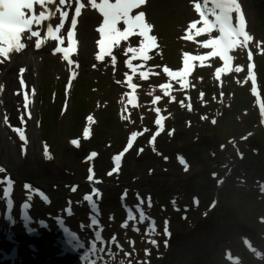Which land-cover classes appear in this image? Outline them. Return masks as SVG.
I'll list each match as a JSON object with an SVG mask.
<instances>
[{"label": "rangeland", "instance_id": "obj_1", "mask_svg": "<svg viewBox=\"0 0 264 264\" xmlns=\"http://www.w3.org/2000/svg\"><path fill=\"white\" fill-rule=\"evenodd\" d=\"M193 1L146 0L134 10L133 15L145 13L157 38V46L149 53L151 59L132 60L138 69L135 73L127 67L132 58L127 49L138 47L139 37L122 41L104 61L95 59L97 13L80 17L76 29L80 43L94 45L92 50L79 49L71 65L43 74L33 87H21L17 82L16 104L11 96L7 95L11 99L6 101L0 96V167L19 187L13 192L19 205L25 199V183L40 187L50 202L34 196L32 210L40 211L41 217L43 212L60 214L79 231L84 225L83 231L91 234L97 230L88 227L94 213L83 195L90 194V185L96 184L102 193L98 204L104 239L115 236L122 249L111 246L114 256H105L102 264H120L121 260L124 264H264V192L260 190L264 186V117L260 112L264 104V0H240L253 38L249 46L260 102L251 95L252 82L241 48L234 51V64L221 72L219 79L215 70L223 67L215 58L193 61L184 81L163 71L165 67L182 70L185 54L205 55L202 41L207 34L196 36L187 27L195 20ZM189 34L192 40L185 39ZM53 46L52 52L44 49L41 53L53 56ZM9 58L0 63V70ZM140 71L145 73L143 79ZM30 74L33 79L39 76L37 69ZM128 83L137 87L129 88ZM162 84L169 85L167 96ZM20 90L32 96L27 109ZM157 96L160 100L153 104ZM161 117L158 128L155 120ZM13 128L24 129L26 143ZM132 132L138 135L124 152ZM45 147L50 159L45 158ZM92 153L97 155L89 159ZM121 153V167L109 175L113 157ZM180 156L187 171L178 160ZM90 167L93 182L87 181ZM72 186L77 187L75 192ZM137 194L144 199L146 215L155 221L156 231L151 235H145L147 221L136 223L139 231L134 232V222L127 220L125 205L139 219L134 207L139 203ZM69 206L71 216L63 212ZM126 221L128 227L123 228ZM235 223L249 233H239Z\"/></svg>", "mask_w": 264, "mask_h": 264}, {"label": "snow or ice", "instance_id": "obj_2", "mask_svg": "<svg viewBox=\"0 0 264 264\" xmlns=\"http://www.w3.org/2000/svg\"><path fill=\"white\" fill-rule=\"evenodd\" d=\"M146 3V0H87V5H90L91 9L96 10L98 14L103 18L102 23L99 24L96 31L99 33V39L96 41L99 52L96 54L95 59L97 61H104L106 56H111L114 47H118L122 41H128L130 37H139L138 47H129L128 52L132 53V58L127 61V67L132 72H137L138 69L132 63V60L139 59L142 62H146L151 59L149 53L157 45V38L154 35H150L152 31V25L146 22L145 13L143 11L137 12L133 15L134 10L140 9L142 5ZM74 13L70 15V10L73 9ZM86 4L82 0H0V63L7 60L12 53H20L27 46V42L33 41L35 38L34 46L36 49H41L48 41H55L54 48L55 53H62L63 59L71 65L73 61L70 59V55L75 51L77 47V40L74 39V30L77 28L78 17L82 14V9H85ZM194 10L199 14V19L194 20L188 24V29L194 30L196 36L201 34H207L208 38L203 41L204 49H211L207 55H189L185 54L183 58V68L180 71H169L167 67L163 71L170 77H178L180 81H184L188 74L193 69V61H200L203 63L209 57H219L224 63V67L216 68L217 79L220 78V73L225 71L232 57L229 52L237 47L238 42L240 47L247 45L253 38L246 31V18L242 10L241 4L238 0H197L194 4ZM235 14V15H233ZM58 15V23H53ZM70 18V26H67V22ZM45 35L41 36V30L45 27ZM201 25L197 27V25ZM122 25V27H120ZM66 29V37L62 35V31ZM213 32L217 33L213 35ZM192 35L189 34L185 39L192 40ZM65 39L67 40V46L62 47ZM248 59L251 60L252 56L249 54ZM112 63L115 65V57L112 58ZM24 69H21L23 72ZM237 73L241 71L239 67L235 69ZM248 79L252 82L251 92L253 95L257 94V81L253 75V65L249 63L247 68ZM145 73L139 72L141 79L144 78ZM131 80V77L128 78ZM21 87H24V81H20ZM129 88L135 89L137 87L134 83H128ZM183 87V85H181ZM0 85V89H2ZM163 89L164 95H168L169 85L162 84L160 86ZM203 95V94H201ZM160 100L157 96L153 101L155 104ZM131 102V101H130ZM29 106V99L27 95H24V107L27 109ZM183 107V103L181 104ZM157 113L160 109L156 110ZM261 116L264 117V104L260 107ZM203 118V117H202ZM161 118L155 120L156 126H161ZM91 120V117H89ZM213 123L216 121L213 120ZM5 123H7V117H5ZM264 123V119H262ZM21 124H24L23 117H21ZM13 131L18 135L19 139L26 143V135L23 128H13ZM172 133H169L171 135ZM87 136V130L85 131ZM138 133L132 132L127 141V147L124 152H127L134 143V139ZM159 135V132L156 133ZM249 135H251L249 133ZM246 139V137H244ZM155 136L153 137V140ZM72 143L78 146L77 141ZM142 151V149H141ZM23 152V147H22ZM45 158L50 159L47 148L44 152ZM97 154L92 153L89 159L95 157ZM123 153L114 156V167L109 175L118 171L119 162L121 161ZM179 162L184 165L185 171L188 170L182 156L178 157ZM89 175L87 181L93 182L94 174L93 169H88ZM0 173L5 175L0 176V203L4 204V219L8 222H13L12 210L14 207V200L12 194L14 192L15 181L11 179L10 175L6 173L3 167H0ZM25 192V199L20 205V215L24 221V227L29 234L35 233V229L29 227L31 223V216L29 209L32 207L33 197H38L43 203H49V198L41 190L34 189L29 183L23 185ZM71 190L75 192L76 186H72ZM264 192V186L260 189ZM127 190L122 195V202L126 199ZM102 197V193L96 187L91 189L90 194H85L83 200L87 202L88 207L94 215L90 217V223L88 227H96L94 237L88 242V247L84 254L81 256L83 264H102L104 257H113L114 253L111 250V246L115 245L117 249H121V246L117 243L116 237L112 236L109 240L105 241L102 236L103 228L99 223V208L98 200ZM137 200L139 201L134 207L139 214L137 221L136 215L131 208L126 205L125 211L127 212V220L133 221L132 231L138 232L139 228L136 227V223L144 224L148 222V227L145 229V235H151L156 231L155 221L146 215L142 205L144 199L137 194ZM148 207L152 206L151 197L147 198ZM175 207V201H172ZM71 202H69V205ZM67 216H71V207L64 209ZM41 227H46L43 220L39 221ZM57 223L63 226L64 221L57 219ZM83 228L84 225H81ZM123 228L128 227L127 221L122 224ZM65 233L66 243L74 248H84L85 244L81 241L80 237L75 232L69 231L67 228H63ZM164 233H168V222L165 221ZM132 244V241H128ZM152 244H157L155 240L149 241ZM245 243H248L247 241ZM167 247V241L165 242ZM122 250V249H121ZM146 254H149L146 250ZM130 253H125V256H130ZM259 255V253H257ZM120 264H124L121 260Z\"/></svg>", "mask_w": 264, "mask_h": 264}, {"label": "bare ground", "instance_id": "obj_3", "mask_svg": "<svg viewBox=\"0 0 264 264\" xmlns=\"http://www.w3.org/2000/svg\"><path fill=\"white\" fill-rule=\"evenodd\" d=\"M82 2L86 4V7L82 9L81 17L96 16V10L91 9L90 5H87V0H82ZM238 2L240 3V0H238ZM246 21L248 31V19H246ZM53 23H58V16ZM78 25L79 24H77V26ZM45 32L46 24L41 30L42 37L45 35ZM76 38L78 40L77 35ZM81 39H83L82 34ZM27 43L28 46L20 53L10 54L9 60L2 66L0 72V85L3 87L0 89V96L3 101L13 98V102H15V104L17 103L14 89L16 83L21 81V79L27 86L30 85L33 87L43 74L46 75L50 72L65 69L66 67L62 59H58V57H60L58 54L55 53L53 56H49V54L43 55L41 53L44 49L52 51L51 43L55 44V41H48L41 49H36L33 41ZM85 43H80L78 40V47L74 53L78 49L85 51L88 48L91 50L94 48V45ZM1 59L3 58H0V60ZM17 69H20V72ZM21 69H24V71L21 72ZM32 69H37L38 71L39 76H37L36 79H33L32 74H30ZM41 69L46 71L41 72ZM7 95L11 96V98L6 97ZM31 100L32 96L29 102ZM6 111H2L1 113H6ZM25 123L24 121V124ZM14 187L16 189L19 188L15 185ZM12 198L15 203L11 213L13 217V222L11 223L4 219V204L0 203V264H11L12 260L14 261L13 264H62V259L58 257L60 253L59 245L61 242V234L57 228V226L60 225L57 223V219H62L64 223L68 224H70L71 221H65L64 218L58 214L57 216L50 217L46 227H41L37 224L33 225V227L31 226L35 229V233L29 234L24 227V221L17 220L16 217V211L18 210V206H20L18 203V196L12 194ZM32 239L36 240V242L31 241ZM10 253H13V258L10 257ZM184 259L186 260V258Z\"/></svg>", "mask_w": 264, "mask_h": 264}, {"label": "water", "instance_id": "obj_4", "mask_svg": "<svg viewBox=\"0 0 264 264\" xmlns=\"http://www.w3.org/2000/svg\"><path fill=\"white\" fill-rule=\"evenodd\" d=\"M235 228L239 231V233H242L243 235L245 233H249V230L246 229V227H244L242 224L240 223H235Z\"/></svg>", "mask_w": 264, "mask_h": 264}]
</instances>
